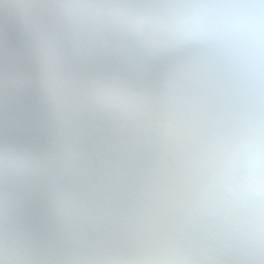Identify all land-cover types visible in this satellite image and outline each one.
Listing matches in <instances>:
<instances>
[{
  "label": "snow or ice",
  "instance_id": "obj_1",
  "mask_svg": "<svg viewBox=\"0 0 264 264\" xmlns=\"http://www.w3.org/2000/svg\"><path fill=\"white\" fill-rule=\"evenodd\" d=\"M0 264H264V0H0Z\"/></svg>",
  "mask_w": 264,
  "mask_h": 264
}]
</instances>
